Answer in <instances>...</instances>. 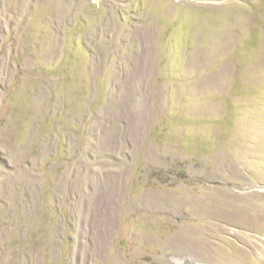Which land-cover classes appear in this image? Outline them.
I'll return each instance as SVG.
<instances>
[{
  "label": "rangeland",
  "instance_id": "374dc122",
  "mask_svg": "<svg viewBox=\"0 0 264 264\" xmlns=\"http://www.w3.org/2000/svg\"><path fill=\"white\" fill-rule=\"evenodd\" d=\"M264 264V0H0V264Z\"/></svg>",
  "mask_w": 264,
  "mask_h": 264
},
{
  "label": "bare ground",
  "instance_id": "6f19581e",
  "mask_svg": "<svg viewBox=\"0 0 264 264\" xmlns=\"http://www.w3.org/2000/svg\"><path fill=\"white\" fill-rule=\"evenodd\" d=\"M194 264H204V263L199 262V261H195Z\"/></svg>",
  "mask_w": 264,
  "mask_h": 264
}]
</instances>
